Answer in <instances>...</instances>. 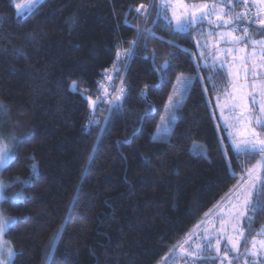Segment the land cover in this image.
Wrapping results in <instances>:
<instances>
[{"label":"trees","instance_id":"1","mask_svg":"<svg viewBox=\"0 0 264 264\" xmlns=\"http://www.w3.org/2000/svg\"><path fill=\"white\" fill-rule=\"evenodd\" d=\"M14 1L0 0V114L17 157L1 173L11 185L2 208L16 218L6 233L13 264H156L245 174L241 161L255 163L234 148L210 104L229 88L219 90L224 70L198 56L199 25L177 33L157 17L160 0H43L21 15ZM146 23L154 31L128 62L124 108L110 113L97 101L99 78ZM260 31L251 25L253 37ZM166 58L174 68L162 79ZM181 74L195 83L170 136L154 135ZM93 113L99 124H89ZM18 192L25 199L14 204ZM263 225L261 210L252 226Z\"/></svg>","mask_w":264,"mask_h":264},{"label":"snow or ice","instance_id":"2","mask_svg":"<svg viewBox=\"0 0 264 264\" xmlns=\"http://www.w3.org/2000/svg\"><path fill=\"white\" fill-rule=\"evenodd\" d=\"M43 0H28L27 8L29 12L38 4L42 3ZM225 2L231 6L226 11L221 5ZM253 3L264 5V0H252ZM169 3L170 0H161L158 7H155L154 3L152 7L156 11L158 18H162L166 21L167 27H172L174 32L186 33L191 29L199 25L196 34L202 35L205 41L216 38V42L213 43L212 47L215 49L211 53L212 63L216 64V57L219 53L223 52L225 57L231 56L233 49L224 48L220 49L218 41H223L225 44L231 43L244 44L246 47L251 46L252 52L248 58L241 57V66L239 69L233 68L229 71L227 67V59L220 60L217 65L218 68L223 69L221 74L224 77V83L220 86L221 91L225 88L230 87L232 92L228 93L230 99L233 103L230 105V110L235 111L239 109V115L234 117L237 122H243L245 124L255 123L264 129V79H258V77H264V71H259V69H264V17L258 18L255 21H246V12H236L234 10L232 0H212L211 3H200L193 4L192 8L187 17L178 16L173 10L172 15L169 16ZM241 5L247 6L249 0H240ZM17 9H20V5H16ZM141 7H144L141 5ZM139 11V9H136ZM18 14H20L18 12ZM259 16V14H257ZM127 23V21H126ZM207 23L208 28L204 29V24ZM253 23H259L261 25L260 35L262 38L253 39V34L250 32V27ZM247 24V26H245ZM134 26V25H133ZM135 27V26H134ZM226 28L227 31L220 32L218 29ZM153 28L148 27L147 23L143 30L137 28L138 36L136 39L129 42V47L123 51L118 49L116 55L118 60H123L125 67L127 66V61L131 59L138 48L140 41L143 39L144 34H152ZM242 33V35H237L235 33ZM230 38V39H228ZM163 39L162 37L160 38ZM169 45L178 47L174 44V41H167ZM199 46V42H197ZM205 50H207V43L203 45ZM145 51L147 49V43H145ZM241 53L245 52V48H240ZM169 56H174V53H168ZM199 55L203 56L204 52H200ZM157 53L152 51L153 65L155 67V58ZM257 57H259V65H257ZM235 60V57H232ZM248 60L251 61V68H246ZM174 68V62L171 59H165L163 63L157 68V71L161 74V78L167 76V72ZM241 71L245 72V79L248 78L249 74L251 76V82L246 86L248 91L244 90V86L234 83L233 81L239 77ZM111 80V77H108ZM195 80L192 77L178 76L176 82L173 85L172 95L168 97V104L165 107V116L161 117L160 125L158 126V132L162 130L163 137L167 138L170 136L174 125L178 121V114L182 110L185 104L186 94L190 92L192 85ZM71 87L76 88V82H72ZM149 85H145L143 89L140 90V95L142 97H147ZM217 85L213 83V89L216 90ZM235 93V94H233ZM129 95V92L123 87V80H121V87L117 90V94L110 101V107L108 111L111 113L113 109L122 110L125 104V98ZM101 100L104 98L101 97ZM89 103L95 107L96 101H92L88 98ZM251 102V106H250ZM151 106V101H148ZM6 107V106H5ZM149 110H145L147 112ZM247 114V115H246ZM107 117L105 120L107 121ZM100 121L95 119V113L89 117V124H99ZM248 134L251 139L242 140L239 143H235V148L238 152L245 153L246 156L250 155L255 163H251L249 166L248 161H241L242 170L245 171L246 177L244 178L243 185L234 186L233 191V202L230 203V217L234 223L229 224L232 232L235 235L224 234V229H220V233L223 235L216 234L213 230V234L210 236L205 235L199 243L191 245L189 248L184 250V256L193 259H204L202 253L208 252L210 254H220L221 243L225 245L223 252V259H221V264H224L225 260H228V253L234 252L237 254L238 258L245 260V256L239 255L240 253V242L243 239L246 244L251 248L249 252L248 248H245V253L247 257H264V240H248L245 236L244 228L247 222L250 225L252 216L258 211L264 210V135L261 132H257L255 128L247 129ZM15 141V135L9 138V142L5 143L2 138H0V173H2L8 164L15 160L17 157L13 155V143ZM199 152L200 149L197 148ZM258 157V159H257ZM35 161V156L29 157ZM91 160L92 157L90 156ZM31 171L35 175L37 174V164L35 162L31 165ZM16 181H20L19 176L14 178ZM26 185H30V179L23 181ZM11 185L8 184L4 179H0V202L7 200L6 190L10 188ZM25 199L23 192L16 193L12 202L19 203ZM16 222V218L9 217L2 207H0V264H12L15 259V251L10 246V242L4 241L3 237L6 235L8 229ZM251 235V233H249ZM259 235H264V232L259 233ZM237 257H233V260ZM228 264H233V261L229 260Z\"/></svg>","mask_w":264,"mask_h":264},{"label":"rangeland","instance_id":"3","mask_svg":"<svg viewBox=\"0 0 264 264\" xmlns=\"http://www.w3.org/2000/svg\"><path fill=\"white\" fill-rule=\"evenodd\" d=\"M160 2H161V0H160ZM211 2L212 1L193 2V1H189V0H170L169 16L172 15V11L174 10L178 16L187 17L189 15V12H190L193 4L198 5L200 3H211ZM217 2H219V0H217ZM232 2L234 5V0H232ZM238 2H240V0H238ZM14 3H15V7H16V5L21 6L20 9H17V7H16L17 14H18V12L20 13L18 15L24 14L25 12L29 11L27 8L28 0H15ZM248 5H252L258 10V13H260L259 18L264 17V5L253 3L252 0H249ZM221 6L224 7L226 11L228 10L229 7H231L226 2H225V4H223ZM234 10L236 11L235 8H234ZM256 17H257V15H256ZM256 24L259 25V23H256ZM259 26H261V25H259ZM207 28H208V25H207V23H205L204 29H207ZM227 30H229V29H226V28H220V30L218 29V31H220V32L227 31ZM235 34L242 35V33H239V32H237ZM258 37L254 36L253 38H255V39L262 38L260 36H258ZM228 39H230V38H228ZM197 42H199V46L197 44V47H198V56L200 57V59L203 56H205V57L208 56V58H212L211 53L214 51L212 45L214 42H216V38L213 37L212 39L205 41L204 37L201 35L198 38ZM219 42L220 41H218V43ZM205 43H207V50H205V48L203 47V45ZM221 47H222V45H220V49H222ZM244 48H245V52H243V53H241L239 51V49L234 50V51H237L238 58L240 60L239 66H241V63H242L241 57L248 58L251 54V52L249 54L247 52V49L250 48V46L246 47L244 45ZM200 52H204V55L203 56L199 55ZM219 55H221V58H218ZM219 55L215 58L216 61L221 60V59H227V62L234 61L232 59V57H235V55L233 53H231V56H229V57H225L223 52L219 53ZM235 60H236V57H235ZM259 62H260L259 57H257V65H259ZM247 63L251 64V61L248 60ZM245 67L248 68L247 64L245 65ZM259 71H264V69H260ZM240 73L242 76L245 77L244 71H241ZM180 76L193 77L192 74H181ZM239 82L241 83V80ZM250 82L251 81L248 80V82L244 85V90L247 89L246 86ZM230 91H232V89ZM172 94L173 93L171 92L170 95H172ZM233 94H235V93H233ZM219 99L220 98L218 96V98H216L215 101L218 102ZM232 103H233L232 99H230L228 96V101L225 102L224 105H222V107H221L222 108L221 115L225 120L230 118V114H235L236 116L239 115V109H236L235 111L230 110V112L228 111V114L226 115V111L228 109H230V105ZM250 106H251V103H250ZM165 115L166 114H165V108H164V112H163L162 116H165ZM1 119H2V116L0 114V138H2L5 143H8L9 138H10L8 136L9 132H8L7 127L2 124L3 121ZM160 121H161V118H160V120H159V122H158V124L154 130V135H156L158 133H162V130L160 132H158V126L160 125ZM256 125L257 124H254L253 126L249 127L248 124H245L244 129L241 131V133L239 135H231L234 148H235V143H239L242 140L251 139V136L248 134L247 129L255 128L257 132H261V131L257 130ZM262 131H263V129H262ZM261 133H262V135H264V131ZM196 146H198V145L195 144L193 146V150L195 148H197ZM245 177H246V173L244 175H242L241 178L234 185H232L227 191H225V193L209 208V210L203 216L201 221H199L195 226H193L188 231V233L177 244H175L173 246L171 251L168 254H166L165 256H163L156 264H221V259H223V252H224V247H225L223 242L221 243L220 254H210L208 252H204V253H202V256L207 257L204 259H193V258L185 257L184 256V250L189 248L191 245H193L195 243H199L205 235H207V236L212 235L213 230H215L216 234L223 235L220 233V229L223 228L224 234L235 235V233L232 232L231 228H229V224L234 223V221H232L231 217H230L231 208L229 205H230V203L233 202L234 186L243 185ZM0 179H2L1 173H0ZM0 207H2V202H0ZM252 219H253V216H252ZM242 223L246 224V226L244 228V232H245V236L248 240H252V239L264 240V235H259V233L264 232V225L261 226L260 229H256L255 227L252 226V220H251L250 225L247 224V222L242 221ZM249 233H251V235H249ZM3 240L10 242V246L14 249L13 244L11 243L10 239L6 235L3 237ZM245 248H248L249 252L251 251L250 246L248 244H246L245 241L242 239L240 242V253H239V255L245 256L246 257L245 260L239 259L236 253L230 251L228 253V260H225L224 264H228L229 260L233 261V264H264V257H260V256L247 257V254L245 253ZM14 251H15V249H14ZM233 257H237V258L233 260ZM12 264H13V262H12Z\"/></svg>","mask_w":264,"mask_h":264},{"label":"crops","instance_id":"4","mask_svg":"<svg viewBox=\"0 0 264 264\" xmlns=\"http://www.w3.org/2000/svg\"><path fill=\"white\" fill-rule=\"evenodd\" d=\"M210 1H212V0H210ZM258 14L260 16V13H258ZM259 16L257 15V17L254 18V19H252V21L258 20ZM254 24H256V23H254ZM257 26H259V25H257ZM253 39H255V38H253ZM218 44H219V48H220V45H222V47H221L222 49H224V48H231V49H233L232 53L235 55L236 60L231 61V62H227V67H228L229 71H231L233 68L238 69L240 67L239 66V61L240 60L238 58L237 51H234V50H238L240 48H244V44H235V45H233L231 43L225 44L223 41H220ZM214 51H215V49H214ZM247 52H248V54L250 52H252V47L251 46H250V48L247 49ZM218 58H221V55H219ZM201 59H202V62L203 63L204 62L205 63H212L211 61H212L213 58H208V56L207 57L203 56V57H201ZM221 60H224V59H221ZM219 61L220 60L216 61V65L219 64ZM247 66H248V68H251V64L250 63H247ZM258 79H264V77H258ZM240 80H241V83L239 82ZM248 80L251 81L250 74H249L248 78L245 79L244 76H242L241 73H240L239 74V77H237L233 82L234 83H238L241 86H244L248 82ZM230 90H231V88L229 87L223 93H219V94L213 95L211 97L210 104H211V107H212V109L214 111V115H215V118H216V121H217V125L220 127V129L224 130L225 133H227V136L229 137V139H230V141L232 143L231 135H239L241 133V131L244 129L245 123H243V122H239L238 123L237 120L234 118V117H236L235 114H230V118H229L230 120L227 119V118H226L227 120H225L222 117V115H221V110H222L221 107H222V105H224L225 102L228 101V93L232 92ZM248 90H250V89H245V91H248ZM218 96H219L220 99L218 100V102H216L215 100H216V98H218ZM228 111L230 112V109H228L226 111V115L228 114ZM254 124L255 123H249L248 126L251 127ZM256 126H257L256 127L257 130L263 132L262 129H261V127L259 125H256ZM232 145H233V143H232Z\"/></svg>","mask_w":264,"mask_h":264},{"label":"built area","instance_id":"5","mask_svg":"<svg viewBox=\"0 0 264 264\" xmlns=\"http://www.w3.org/2000/svg\"><path fill=\"white\" fill-rule=\"evenodd\" d=\"M236 12H246L247 15L245 17L246 21H250L251 19L255 18L256 15L258 14V10L253 7V6H242L236 9ZM245 26H247V24H245ZM126 48H122L120 51L125 50ZM130 61V59L127 61V66H128V62ZM123 60H118L115 63L114 66L106 69L105 71H103L101 77L99 78V86L101 87V94L99 95L97 101L98 102H108L110 104V101L112 100V98L117 94V90L121 87V80H123L125 71L127 66L125 67L124 65V71L123 74L119 80V82H117L119 75H118V71L122 70V64H123ZM111 77V80L108 79V77ZM103 97L104 99L101 100L100 98Z\"/></svg>","mask_w":264,"mask_h":264},{"label":"clouds","instance_id":"6","mask_svg":"<svg viewBox=\"0 0 264 264\" xmlns=\"http://www.w3.org/2000/svg\"><path fill=\"white\" fill-rule=\"evenodd\" d=\"M37 164V174H38V163H36Z\"/></svg>","mask_w":264,"mask_h":264},{"label":"water","instance_id":"7","mask_svg":"<svg viewBox=\"0 0 264 264\" xmlns=\"http://www.w3.org/2000/svg\"><path fill=\"white\" fill-rule=\"evenodd\" d=\"M105 123V122H104Z\"/></svg>","mask_w":264,"mask_h":264}]
</instances>
